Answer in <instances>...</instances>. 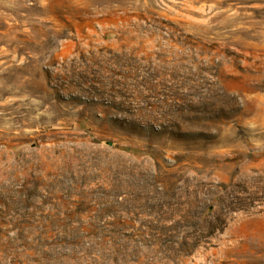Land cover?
<instances>
[{"label": "rangeland", "instance_id": "obj_1", "mask_svg": "<svg viewBox=\"0 0 264 264\" xmlns=\"http://www.w3.org/2000/svg\"><path fill=\"white\" fill-rule=\"evenodd\" d=\"M0 264H264V0H0Z\"/></svg>", "mask_w": 264, "mask_h": 264}, {"label": "trees", "instance_id": "obj_2", "mask_svg": "<svg viewBox=\"0 0 264 264\" xmlns=\"http://www.w3.org/2000/svg\"><path fill=\"white\" fill-rule=\"evenodd\" d=\"M82 235L85 237L86 236V233H82Z\"/></svg>", "mask_w": 264, "mask_h": 264}]
</instances>
